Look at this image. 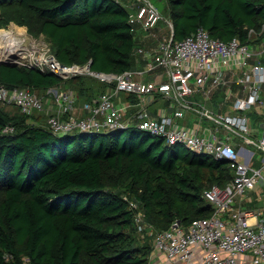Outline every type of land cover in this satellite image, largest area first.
<instances>
[{
	"label": "trees",
	"instance_id": "obj_1",
	"mask_svg": "<svg viewBox=\"0 0 264 264\" xmlns=\"http://www.w3.org/2000/svg\"><path fill=\"white\" fill-rule=\"evenodd\" d=\"M168 2L175 40L202 26L213 37L250 43V29L261 31L264 24V0ZM11 22L45 36L65 64L90 63L108 73L132 67L136 41L122 0H0V27ZM94 77L65 78L0 61V84L29 87L44 99L39 89L84 92ZM38 114L0 102V264H148V233L177 218L188 224L210 215L205 191L234 175L227 160L170 145L135 125L58 134L48 119L45 125L32 120Z\"/></svg>",
	"mask_w": 264,
	"mask_h": 264
},
{
	"label": "built area",
	"instance_id": "obj_2",
	"mask_svg": "<svg viewBox=\"0 0 264 264\" xmlns=\"http://www.w3.org/2000/svg\"><path fill=\"white\" fill-rule=\"evenodd\" d=\"M162 18V11L154 0H138L137 6L130 10L132 25L141 22L147 28H154ZM263 32L264 24L261 31L251 28L249 36L253 38ZM28 33L15 30L4 39L0 45V60L12 59L19 65L38 67L65 78L86 72L113 83L110 89L93 101L85 102L86 115L71 114L75 102L73 90L54 91L57 111L48 116V125L53 132L97 133L135 125L164 136L170 145L183 143L191 150L227 160L233 169L234 175L226 185L214 184L204 193L214 211L188 224L177 218L169 228L156 231L154 246L157 250L172 260H180L182 264H263L264 222L252 221L253 217L260 216L262 210L242 202L245 192L251 189L260 190L264 198V156L261 165L255 166L242 157L240 149L230 140L215 134L207 137L179 121L188 108L193 107L190 99L193 93L201 89L210 92L207 84L216 86L225 80L227 71L237 70L238 82L248 90V95L235 98L233 107L244 113L218 116L213 111L209 115L227 125L231 133L264 151V125L258 136H251L247 114L261 100V82H264V62H252L255 52L250 43L242 42L239 37L227 41L213 37L208 29L201 26L182 39L171 37L162 42V54L149 62L148 69L164 66L167 79L144 81L137 79L132 70L108 73L93 70L88 64H65L54 54L49 41ZM156 90L173 99L175 107L172 113L153 116L141 99L116 100L121 91L145 95ZM0 102L15 104L27 114L40 113L48 108L46 100L37 91L2 83ZM134 108L135 112L130 116L129 112ZM9 130L12 128H5V131ZM131 205L133 208L138 206L134 201ZM142 219L143 213L137 212L140 229L145 227Z\"/></svg>",
	"mask_w": 264,
	"mask_h": 264
},
{
	"label": "crops",
	"instance_id": "obj_3",
	"mask_svg": "<svg viewBox=\"0 0 264 264\" xmlns=\"http://www.w3.org/2000/svg\"><path fill=\"white\" fill-rule=\"evenodd\" d=\"M122 2L132 10L134 6H137L138 0H122ZM155 2V0H154ZM156 3V2H155ZM164 16L161 21L154 28H147L141 22H137L133 25L134 35L136 41V47L134 51L132 70L135 73V77L140 80H160L167 79V70L164 66H158L157 68L150 70L148 69L149 62L156 59L162 54L161 44L162 42L169 40L174 36V22L170 15V12ZM163 13V12H162ZM162 31V32H161ZM138 37V40H137ZM250 45L255 52L252 62H264V33L250 39ZM239 72L237 70L227 71L225 74V80L216 86L212 84H207L208 88L211 89L210 92L205 90H198L190 96L192 101V108H188L183 118H180V123L191 128H196L198 132L207 137L212 134L217 135L221 138H226L230 140L236 147H238L242 153L243 158L250 160L255 166L261 165V159L264 156L261 149L253 145L245 138L240 137L237 134L230 132L229 128L225 124L217 122L214 118L210 117L211 112H215L218 116L227 115H241L244 112L236 110L233 107V102L238 96H247L248 90L238 82ZM102 81L99 77L95 84L92 83V88H87L86 91L80 92V90L75 88H68L75 93V102L71 114L73 115H86L88 111L85 108V102L93 101L102 92L110 89L113 83H108L104 87L100 86L99 83ZM101 88L102 92H96V88ZM262 97L261 100L256 103L253 108H251L247 114L250 118V135L256 137L260 134V131L264 125V82H261ZM52 89H46L47 96L50 99L55 98L52 95ZM40 91H44L39 89ZM37 91V90H35ZM38 92V91H37ZM44 97L46 95L44 94ZM143 100L153 116H160L161 114L172 113L175 107L173 99L162 95L159 91H154L153 93L140 95L137 93H132L128 91H121L117 97V101H139ZM54 106H56L54 102ZM135 112V108L131 109L129 115L132 116ZM48 119V118H47ZM32 120L39 124H47V120H41L35 117ZM257 152L261 155L259 156V164L255 163V158L257 157ZM243 204L248 207L260 208L262 210L259 217H253L252 221L259 220L264 222V198L260 190L251 189L245 192L243 196ZM201 251V250H200ZM199 254H197V257ZM148 264H182L180 260H172L167 257V255L160 250H157L154 246L150 254ZM264 264V262H263Z\"/></svg>",
	"mask_w": 264,
	"mask_h": 264
},
{
	"label": "rangeland",
	"instance_id": "obj_4",
	"mask_svg": "<svg viewBox=\"0 0 264 264\" xmlns=\"http://www.w3.org/2000/svg\"><path fill=\"white\" fill-rule=\"evenodd\" d=\"M155 2L157 3V5L159 6V8H160V10L163 12L162 14H164V16H166V14H168V12L167 11H169L167 8L169 7V2H168V0H155ZM164 18V17H163ZM162 18V19H163ZM161 19V20H162ZM160 20V21H161ZM159 21V22H160ZM161 23H165V21H161ZM18 29H17V28ZM0 30L1 31H9L10 32V34L12 33V32H14L15 30H20V31H23V32H29L28 31V27L27 26H25V25H20V24H18V23H15V22H11V23H9L7 26H1L0 27ZM162 32V31H161ZM2 35H3V32H0ZM29 34V33H28ZM38 38H41V39H44V40H46V41H48L47 40V38L45 37V36H43V35H41V36H39ZM1 42L4 40V37H2L1 39ZM137 40H138V37H137ZM0 42V43H1ZM94 76V75H93ZM94 78H96V79H98V77H94ZM93 84H95L94 82H93ZM69 87V86H68ZM62 89H66L65 87H63L62 85H60V86H57V87H53V89H52V95L54 96V91L56 92V91H58V90H62ZM102 92V90H101V88H96V92L95 93H99V92ZM42 94H45L46 95V97H45V100H46V103H47V106H48V108H47V110H45V111H43V112H41V113H39L38 115L39 116H34V117H37L38 119H41V120H47V118H48V116L51 114V113H53V112H56L57 111V108H56V106H57V104H56V102H55V98L54 99H50L48 96H47V91L46 90H44V91H40ZM54 102H55V104H56V106H54ZM6 107H8V110H16L17 109V107H15V106H8V105H6ZM184 148L186 149H189L188 147H185L184 146ZM190 150V149H189ZM262 152H263V154H264V151L263 150H261ZM261 154L259 153V152H257V157H258V159H254L255 160V163L256 164H259L260 163V161H259V156H260ZM149 234V236L152 238V236H153V241H154V236H155V234L153 235L151 232L150 233H148Z\"/></svg>",
	"mask_w": 264,
	"mask_h": 264
},
{
	"label": "bare ground",
	"instance_id": "obj_5",
	"mask_svg": "<svg viewBox=\"0 0 264 264\" xmlns=\"http://www.w3.org/2000/svg\"><path fill=\"white\" fill-rule=\"evenodd\" d=\"M0 32H3V35L0 33V39H1L2 37H4V39H7L8 36H11V35H12V33L10 34L9 31H1V30H0ZM0 42H1V40H0ZM1 44H2V42L0 43V45H1ZM8 50H10V49H8Z\"/></svg>",
	"mask_w": 264,
	"mask_h": 264
},
{
	"label": "water",
	"instance_id": "obj_6",
	"mask_svg": "<svg viewBox=\"0 0 264 264\" xmlns=\"http://www.w3.org/2000/svg\"><path fill=\"white\" fill-rule=\"evenodd\" d=\"M1 62H5L7 64H11V65H16L17 63L14 62L12 59H1ZM88 66H91V64L89 63Z\"/></svg>",
	"mask_w": 264,
	"mask_h": 264
}]
</instances>
